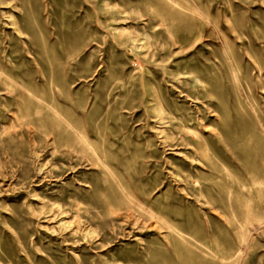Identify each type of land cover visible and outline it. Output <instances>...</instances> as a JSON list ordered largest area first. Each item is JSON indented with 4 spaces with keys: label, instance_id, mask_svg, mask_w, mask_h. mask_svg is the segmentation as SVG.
<instances>
[{
    "label": "rangeland",
    "instance_id": "rangeland-1",
    "mask_svg": "<svg viewBox=\"0 0 264 264\" xmlns=\"http://www.w3.org/2000/svg\"><path fill=\"white\" fill-rule=\"evenodd\" d=\"M0 264H264V0H0Z\"/></svg>",
    "mask_w": 264,
    "mask_h": 264
},
{
    "label": "bare ground",
    "instance_id": "bare-ground-1",
    "mask_svg": "<svg viewBox=\"0 0 264 264\" xmlns=\"http://www.w3.org/2000/svg\"><path fill=\"white\" fill-rule=\"evenodd\" d=\"M2 3L3 4H5V0H2ZM12 24L14 25V24H16V22L15 21H12ZM14 29H15V31L18 33L19 32V29H18V27L15 25V27H14ZM157 111H159V108L157 107V108H155Z\"/></svg>",
    "mask_w": 264,
    "mask_h": 264
}]
</instances>
